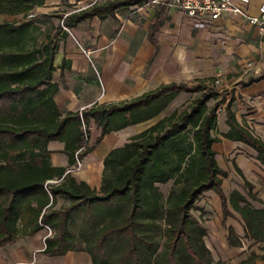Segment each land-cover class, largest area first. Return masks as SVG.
Listing matches in <instances>:
<instances>
[{
	"label": "trees",
	"instance_id": "1",
	"mask_svg": "<svg viewBox=\"0 0 264 264\" xmlns=\"http://www.w3.org/2000/svg\"><path fill=\"white\" fill-rule=\"evenodd\" d=\"M45 1L0 0V15H21L20 21L0 22V247L48 227L55 232L45 239L43 254L49 256L72 249L77 235L94 264H220L206 248V230L192 213L204 214L196 203L209 191L220 199L223 223L235 212L245 240L264 244V202L246 180V195L237 190L224 194L221 185L227 173L218 167L213 150L221 141L216 136L217 113L224 105L229 130L222 138L253 149L264 168V141L236 120L233 94L222 96L212 86L214 79L192 86L171 83L130 101L63 116L54 102L58 86L52 81L62 26L43 37L30 17ZM148 1L104 0L58 18L71 28L94 17L129 16L130 8ZM155 29L156 24L149 28L153 44ZM181 92L194 97L109 152L99 192L76 183L65 168L51 167L48 142H62L73 166L80 148L85 149L77 158L83 160L103 136L158 116ZM90 120L101 134L92 145L86 143ZM234 170L242 177L240 169ZM168 183L165 197L159 186ZM57 197L69 205L54 210ZM227 231L228 245L241 247L233 229ZM259 258L264 256L250 253L241 264Z\"/></svg>",
	"mask_w": 264,
	"mask_h": 264
},
{
	"label": "crops",
	"instance_id": "2",
	"mask_svg": "<svg viewBox=\"0 0 264 264\" xmlns=\"http://www.w3.org/2000/svg\"><path fill=\"white\" fill-rule=\"evenodd\" d=\"M101 1L104 0H47L33 11L32 17L43 37L52 36L54 28L62 26L63 31L57 36L52 81L58 86L54 102L63 116L96 105L130 101L171 83L189 86L214 79L219 89L230 87L232 90L229 94L236 99V120L264 141V76L259 81L246 84L261 78L254 76L247 65L264 63V38L244 17L224 14L211 24L199 25L178 10L155 7L141 9L133 16H124L121 12L102 19L94 17L71 28L63 26L62 19L58 18H65ZM262 3L264 0H250L246 8L248 15H256ZM153 24H156L154 44L149 37V28ZM84 51L89 52V57ZM192 96L181 92L158 116L106 134L81 160L78 169L73 168L74 165L69 167L64 144L50 141L46 146L50 165L65 168L66 174L76 183H85L91 190L99 192L103 161L109 152L122 147L130 137L169 115L175 110L171 107L176 103L179 102L178 107L186 104ZM225 120L224 108H220L216 136L221 141L213 145L217 165L227 173V177L237 174L235 167L240 169L242 177L253 185L252 192L264 202V185L255 182L257 176L264 179V168L254 159L257 155L253 149L222 138L221 135L229 130ZM88 132V144L92 145L101 135L93 120L88 123ZM224 184L222 182L221 185L223 192ZM166 185L170 187V183ZM159 190L167 196L168 192L164 193L160 186ZM233 190L239 191L232 188L228 195ZM206 201L215 210L213 216L208 213ZM198 202L197 206L204 214L200 217L198 212L194 216L206 230L204 244L215 262L241 264L250 253L264 256L263 243L245 240L243 223L235 212L231 211L233 216L223 223L221 202L214 192L204 193ZM55 205L53 209L59 210L69 202L64 197H57ZM255 208H261V205ZM228 228H232L240 239L241 247L228 245ZM49 230L50 233L43 228L33 235L20 237L12 245L0 247V264H94L85 249V242L79 243L77 235L78 247L73 246L60 256L43 254L45 239L55 235ZM103 264L113 263L106 261ZM254 264H264V259L259 258Z\"/></svg>",
	"mask_w": 264,
	"mask_h": 264
},
{
	"label": "built area",
	"instance_id": "3",
	"mask_svg": "<svg viewBox=\"0 0 264 264\" xmlns=\"http://www.w3.org/2000/svg\"><path fill=\"white\" fill-rule=\"evenodd\" d=\"M250 0H149L141 7H132L129 11V16H133L141 9H153L155 7H163L166 10L174 9L182 12V14L195 21L199 25H208L211 22L218 20L224 14L242 16L247 20V23L257 29L259 35L264 38V3L257 8L256 15H248L247 6ZM117 14V13H116ZM86 57H89V52L84 51ZM248 68L253 71L254 76H264V63L248 64ZM217 82V81H216ZM88 144V140L86 142ZM85 148H80L75 154V165L73 168L78 169L80 162L77 155ZM49 183H55L51 181ZM49 233L50 230L48 227Z\"/></svg>",
	"mask_w": 264,
	"mask_h": 264
},
{
	"label": "rangeland",
	"instance_id": "4",
	"mask_svg": "<svg viewBox=\"0 0 264 264\" xmlns=\"http://www.w3.org/2000/svg\"><path fill=\"white\" fill-rule=\"evenodd\" d=\"M32 13L34 14V12H32ZM30 17H32V16H30ZM20 18H21V15L17 16V17H10V16H5V15H0V22H4V21H20ZM189 86H192V85H189ZM212 86L217 92H219L222 96L227 97V99H228L229 93L232 91L230 89V87L229 88L219 89V85H218L217 82H214ZM187 97L189 98L190 96H187ZM211 104H212V102L210 101L209 105H211ZM178 106H179V102L176 103L175 106L171 107V110L177 109ZM222 108H224V105L222 106ZM244 180L245 179L243 177H240L238 174H233V176H230V177L228 176L226 179H223L222 182L225 183L224 184V192H225L224 194H226V196H228V192L230 191V189L237 188L240 191L241 194L246 195V189L244 188ZM255 182L264 185V179L262 177H260V176L256 177V181ZM160 187H161V189H162V191L164 193H167L169 191V188H170V187L168 188L167 185H162ZM206 204L208 205V207H207L208 210H209L208 213L213 216V213L215 211L214 208L212 206H210V202L206 201ZM251 204L253 206H255V207H259V204L257 202L251 201ZM196 205H197V203H196ZM198 205H199V202H198ZM210 207H212V208H210ZM198 212L199 211H192V213L194 215H196V216L198 215ZM75 246L78 247L77 244ZM216 254L218 255L217 252H216ZM224 263L228 264L227 262H221L220 261V264H224Z\"/></svg>",
	"mask_w": 264,
	"mask_h": 264
}]
</instances>
